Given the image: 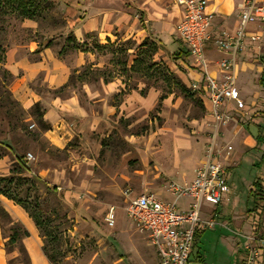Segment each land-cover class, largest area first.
<instances>
[{
  "label": "rangeland",
  "instance_id": "1",
  "mask_svg": "<svg viewBox=\"0 0 264 264\" xmlns=\"http://www.w3.org/2000/svg\"><path fill=\"white\" fill-rule=\"evenodd\" d=\"M152 1L144 5L158 21L153 32L166 35V43L142 54V69H131L144 22L138 9L123 17L128 0H98L92 10L80 0H0V177L11 178L0 180V187L10 196L3 197L20 205L37 226L50 264H157L155 248L125 216L119 193L129 187L171 199L167 182L172 177L182 182L184 167L200 164L211 141L213 125L204 121L206 111L188 82L177 78L183 65L172 58L179 45L172 33V0ZM212 41L210 36L207 42ZM40 50L44 68L31 74L28 87L44 100L70 98L81 108V114L65 116L71 136L60 148L43 136L34 103L25 109L13 97L9 87L14 77L3 65L6 52L34 62ZM53 69L64 78L49 87L45 76ZM242 78L237 77V84ZM221 128L216 130L219 147ZM242 175L246 184L248 171ZM247 188L234 190L226 211L214 214L215 225L198 234L187 264L239 263V234L264 231V204L250 210ZM3 201L2 237L8 234V218L20 224ZM109 204L116 207L113 226L104 221ZM8 249L18 253L15 247Z\"/></svg>",
  "mask_w": 264,
  "mask_h": 264
},
{
  "label": "crops",
  "instance_id": "2",
  "mask_svg": "<svg viewBox=\"0 0 264 264\" xmlns=\"http://www.w3.org/2000/svg\"><path fill=\"white\" fill-rule=\"evenodd\" d=\"M80 1H83L85 2V5L90 6L91 10L98 3V0ZM148 1L155 3L152 0ZM136 2L137 3H135L134 0H128V8H126L127 10L126 12H124L123 17L130 18V11L132 9H138L137 11L139 12L140 17L143 18V22H151L150 24H144L141 21V26L138 28V31L142 32L140 43H142L143 41H147L151 44L152 51L156 52L160 48L164 47L166 43V35L156 33L158 21L156 20V18L150 15V8L144 5L146 0H137ZM241 2L242 0H206L205 10L212 14L209 26V37H214V41H212L211 43L207 42L209 38L205 41L204 54L209 62L207 71L214 78L218 79L220 77L219 70L216 64L217 60L229 55L227 51H223L222 49L218 48L217 41L224 37L225 34L234 33V31L238 27L240 21L238 18V11L239 4ZM172 14L174 16L173 18L175 22L172 33L179 43L176 51L172 53V58H174L175 60H180V64L183 65V71L180 73L179 77L177 76V78H179L181 82H188L187 85L190 87V84L192 82H202V73L201 70L193 67L192 58L188 53L187 47L180 39L176 31V23L180 18L181 10L174 4L173 0ZM83 27L84 25L79 26L78 30H82ZM153 28L156 29V32H153ZM257 29V25L253 23L249 24L247 26L248 35L253 33V31ZM150 32L153 33V36L152 34H150ZM258 44V42L250 40V38L246 36L242 46L239 47V49L236 51L235 89L237 92V96L240 99V103L237 104L235 100H232L227 104V111L230 113V115L233 116V120L227 125L222 126L219 135V138L223 142V145H231V149L225 151L223 150L220 156V160L224 168L225 164L233 165V168L229 171H226L225 168V182L229 187V191L224 194L222 201L218 205H212L207 202L202 203L203 206H201L202 210L200 213L201 217H204L206 213L216 215V212H225L227 209V207L225 206L228 203L229 199L235 198V192L238 191V189L243 185H247L248 187V190L245 194L247 195L246 199L248 200L249 198H251V207L248 206V208H250V210H255L253 208V198L251 195H249V191L252 187L253 181L258 180L261 183V187L262 182L264 181V92L258 84V78L262 72L263 64L258 57L259 54L262 53V51L258 48ZM44 46V49L48 48V45L44 44ZM43 50L39 51V58H37L34 62H30L26 56H21L15 59L13 55L6 52L3 65L6 70L14 77L9 89L12 92L13 97L19 101L21 106L26 109L36 102L42 104L44 108V114H42L43 119L50 125L48 129L44 130L43 136L47 138L52 146L60 148L71 136V132L69 131V128L64 121L65 116H67V114H81V108L75 103L74 100L70 98L61 100V98L54 97L49 100H44L45 98L43 99L28 87L27 81L31 77V74L40 72V70L44 68L43 60L40 58V54H44ZM52 66L53 68H56L57 63L54 62ZM55 72L56 70L53 69V71H50L48 73L49 77L47 76L48 74L45 76V80L49 87H56L60 80L64 78V76L57 77L56 75H54ZM19 73L20 75H18ZM238 76H243L244 78H242L241 82L237 84L236 79ZM108 81L109 80H107L106 83ZM108 83H110V81ZM190 92L195 94V96L201 102L204 111H206L207 107L209 106L205 94H200L198 93V91L192 90ZM164 98L165 96H160V99ZM204 119V121L209 120L208 123L212 121L207 113ZM197 159H199V157L197 158L196 156V161ZM201 160L202 159H200V161ZM195 167L196 166H194V164L184 167L183 170L185 171V175H180L182 176V182H177L173 177L169 181H174L177 183L190 181L194 175ZM242 171H248L247 178L249 180L248 182L246 181V184H244L245 178L242 177ZM249 171H251V174L249 173ZM234 190L236 191L234 192ZM121 191L119 193V196H121ZM132 193L140 194L144 192H135L132 190ZM168 195L169 194L166 193V196ZM163 197L165 198L164 195L159 196L158 198L164 200ZM0 198L4 199L3 202L6 205L8 213H10L17 221H19L22 227L28 232L27 236L21 238V243L28 254L30 263L50 264L48 258L42 250L37 226H35V223L31 219V217H29V215L20 205L12 203L11 200L3 197L1 193ZM184 199H186L185 203L181 206L178 204L179 208H185L186 204L189 202L188 198ZM202 230L203 229L196 231L194 237L195 243L198 234ZM4 241L5 239L0 234V264H8L9 258H15V256H17V253L15 251L7 252L5 250L3 243ZM239 244L240 245L238 250H240L241 257L238 264L241 263L244 257L242 241L239 240ZM194 247L192 246V251L194 250ZM11 264L21 263H17L14 261Z\"/></svg>",
  "mask_w": 264,
  "mask_h": 264
},
{
  "label": "built area",
  "instance_id": "3",
  "mask_svg": "<svg viewBox=\"0 0 264 264\" xmlns=\"http://www.w3.org/2000/svg\"><path fill=\"white\" fill-rule=\"evenodd\" d=\"M173 2L181 10L176 23L178 36L187 47L193 67L202 73V82H192L190 89L205 94L209 106L206 113L212 120L214 132L203 159L194 169L192 179L183 183L167 182L166 191L171 199L163 200L150 193L133 194L129 187L121 191L125 216L145 234L147 241L155 248L157 264L189 263L196 231L215 225L214 214L207 219L201 217V206L204 202L218 205L229 191L220 156L223 150L231 149L229 144L217 146L216 130L233 120V116L227 111V104L232 100L240 103L235 89L236 51L242 46L246 36L250 40L261 42L264 25V0H242L239 4L238 27L234 33L225 34L217 41L218 48L229 53L216 62L220 74L217 79L208 73L209 62L204 54V43L209 38L212 17L205 10L206 0ZM252 23L258 29L248 35L247 26ZM27 155L31 156L30 153ZM181 198L189 199L185 208L178 206ZM106 209L104 221L113 226L116 207L109 204ZM239 236L244 251L242 264H264V231L253 230Z\"/></svg>",
  "mask_w": 264,
  "mask_h": 264
},
{
  "label": "trees",
  "instance_id": "4",
  "mask_svg": "<svg viewBox=\"0 0 264 264\" xmlns=\"http://www.w3.org/2000/svg\"><path fill=\"white\" fill-rule=\"evenodd\" d=\"M24 15L32 17L33 13L28 14V12H27ZM262 42H263V44H262V53L260 55V61L263 64V69H262V72L258 78V84L260 85L261 89L264 92V25H263V31H262ZM139 46L140 47L145 46V47H143V48L141 47L140 50L138 51V54L133 58L132 63L130 65L131 69H134V68L142 69L143 68V59H144L142 54L143 53H150L149 51L152 50L151 44L148 43L147 41H143L142 43L139 44ZM146 68L148 69L149 66ZM5 73H7L8 75H11L6 70H5ZM3 100H7L8 103H16V100H11V99H9V97H6V98L4 97ZM33 107H35V113H33V114H35V117L37 118V121L39 123V128H41L43 130L48 129L50 127V125L48 122H46L42 119V117H41L42 110L39 107V103L38 102L34 103ZM263 114H264V107H263ZM16 158H21V157L18 156ZM16 160H17V162H19L18 159H16ZM20 165L22 166L23 169H25V170L27 169L24 162H21ZM31 177L34 179H39V177L37 175H31ZM4 179H7V181L8 180L10 181L11 178L8 175L0 177V180H4ZM0 193L3 194L4 196H7L10 198V196L7 195V192L4 189H2V187H0ZM249 195H251L253 198V203H254L253 208L254 209H256L261 203L264 204V189H263V187H261V183L258 180L253 181L252 187L249 191ZM16 203H21V201L19 199H17ZM8 223L10 224L8 227V234L3 236L5 238V241H4L5 250L7 252H9V251L11 252V250L8 248L9 247H15L17 252H18L17 256L15 258V262L21 263V264H31L29 257H28V254H27L26 250L24 249V247L21 243V238L28 235L27 230L24 229L20 224H18V225L14 224L16 222H12L11 219H9V218H8ZM195 245H196V243L193 242L192 246L194 247ZM192 253H193V251L191 249L190 255ZM197 254H199L198 251L196 252L195 256H197ZM46 257H47V255H46ZM8 264H11V262L8 261ZM240 264H242V261Z\"/></svg>",
  "mask_w": 264,
  "mask_h": 264
},
{
  "label": "bare ground",
  "instance_id": "5",
  "mask_svg": "<svg viewBox=\"0 0 264 264\" xmlns=\"http://www.w3.org/2000/svg\"><path fill=\"white\" fill-rule=\"evenodd\" d=\"M30 240H32V239H30ZM29 242H30V241H29ZM30 243H31V242H30ZM30 243H29V244H30ZM32 243H33V242H32ZM27 246H28V245H27ZM31 247H32V246H31ZM33 255H35V254H33ZM41 261H42V259H41Z\"/></svg>",
  "mask_w": 264,
  "mask_h": 264
}]
</instances>
